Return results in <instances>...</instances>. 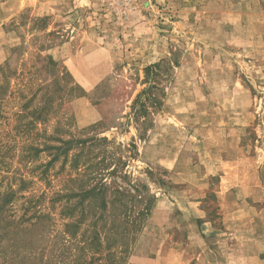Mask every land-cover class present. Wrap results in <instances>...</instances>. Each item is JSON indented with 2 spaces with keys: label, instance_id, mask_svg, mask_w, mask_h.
Wrapping results in <instances>:
<instances>
[{
  "label": "rangeland",
  "instance_id": "obj_1",
  "mask_svg": "<svg viewBox=\"0 0 264 264\" xmlns=\"http://www.w3.org/2000/svg\"><path fill=\"white\" fill-rule=\"evenodd\" d=\"M9 214L49 264H264V0H0Z\"/></svg>",
  "mask_w": 264,
  "mask_h": 264
},
{
  "label": "trees",
  "instance_id": "obj_2",
  "mask_svg": "<svg viewBox=\"0 0 264 264\" xmlns=\"http://www.w3.org/2000/svg\"><path fill=\"white\" fill-rule=\"evenodd\" d=\"M74 142H80L81 144L84 141H74ZM73 143V142H70ZM28 153H27V157L32 158L33 156H35L38 152H40V149L38 148H34L33 151H35V153L32 151L31 147H28ZM90 150V147H87V150ZM83 149H80V151L78 152V154L76 153L74 155V159L78 158L79 154L81 153ZM61 152H65L63 150H61ZM12 193L13 195V190L10 191V194ZM8 193H6L7 195ZM31 204L28 208H35L37 206V202L36 201H32L31 200ZM28 208H26L25 211L28 210ZM103 208V207H102ZM7 210V209H6ZM12 214H9L7 216V218L5 219H0L1 222V226L2 229H4V232L0 233V264H49V260L51 258H56V256L53 254L54 252L50 251L49 253V257H45V259H43V253H44V249L42 247H40L38 250L35 251H21L20 248L23 247H30V243L29 241L25 240L24 242H22L19 245H15L14 242L8 244V246H3L1 244V238H3L5 235H7V233L9 232V230L11 229V227H16L17 224L20 222L18 220H14L12 218ZM12 218V219H11ZM36 221H38V225H40V220L46 218V214L38 212V215H36ZM22 221V220H21ZM23 222V221H22ZM50 222H47L46 225L48 226ZM97 237L95 235H92L91 238H89L88 240L86 239V241H84L83 246H81L80 250H79V254L76 255L75 259L73 260V262L71 264H90L92 261L86 260L85 256L87 255V250H89V248H91V245H93L95 243V239ZM98 243V242H97ZM60 254L59 256H61L60 259L62 258H68L70 254L65 253V251L60 250L59 251ZM61 260H59L58 262H60ZM70 262H67L66 264H69Z\"/></svg>",
  "mask_w": 264,
  "mask_h": 264
}]
</instances>
